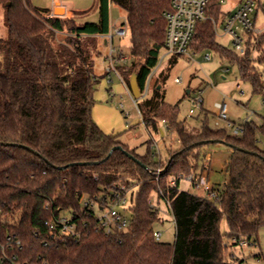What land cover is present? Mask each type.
Returning <instances> with one entry per match:
<instances>
[{"label":"trees","instance_id":"obj_1","mask_svg":"<svg viewBox=\"0 0 264 264\" xmlns=\"http://www.w3.org/2000/svg\"><path fill=\"white\" fill-rule=\"evenodd\" d=\"M98 2V21L81 23L77 14L65 18L51 16L49 10L42 15L29 0H0L8 27L7 36L0 38V234L21 241L22 249L14 250L21 263L38 256L50 264L244 263L231 254L238 245L235 240L257 239L264 228V150L258 145V126L246 123L241 136L206 124L195 132L180 120L178 105L165 101L163 74L136 104L147 125L161 131L162 121L177 134L179 148L170 151L166 161H156L151 147L140 154L117 135L105 133L94 121L92 109L98 82L95 57L101 54L95 38L110 31V6L114 3L126 11L130 31L131 61L120 62L117 71L129 88L136 75L143 95L165 48L164 12L171 0ZM222 5L213 0L208 15L219 21L225 14ZM255 37L249 35L246 51L239 55L217 42L210 19L198 25L192 46L199 52L214 50L236 64L253 93L264 98V80L256 65L264 63V40L252 43ZM253 46L260 50L255 60ZM211 140L231 149L228 180L215 200L179 189L181 177L201 175L200 160ZM117 146L146 168L124 150L109 156ZM116 183L135 188L125 208L130 224L127 230L106 236L95 231L82 200L104 201ZM154 197L158 207L151 206ZM161 202L169 203L174 219L173 243L155 237L154 226L163 219ZM59 216L69 217L78 234L45 244L46 222ZM224 216L226 234L220 228Z\"/></svg>","mask_w":264,"mask_h":264},{"label":"rangeland","instance_id":"obj_2","mask_svg":"<svg viewBox=\"0 0 264 264\" xmlns=\"http://www.w3.org/2000/svg\"><path fill=\"white\" fill-rule=\"evenodd\" d=\"M54 0H29L30 6L42 15H46L52 8ZM67 11H74L77 14L78 22H96L99 18L98 0H59ZM261 5L264 0H260ZM240 4V0H225L222 11L225 13L218 21L215 17L211 19L214 29L216 27L217 42L223 47L239 54L235 49L233 37L225 32V20L230 13H234ZM55 16L72 18L71 12H54ZM7 14L5 8L0 5V38H5L8 34ZM127 13L124 9L112 3L110 6V21L119 26L126 22ZM257 34L256 40L252 43L264 40V7L259 6L253 14ZM241 34V30H238ZM249 37V36H248ZM60 41L63 35L59 34ZM247 38V37H246ZM249 39V38H248ZM95 42L101 54L95 57L94 73L98 77L95 85L94 105L92 117L97 125L107 134L117 135L118 140L129 148H136L140 154H145L151 147L155 154L156 161L161 159L166 161L170 151L179 148L178 136L168 129L162 121L159 122L161 131L153 129L147 125L137 107L125 88L121 85L120 78L114 74L112 82L107 78V69L110 65V46L104 39L95 38ZM115 47L114 56L119 54L130 58V37L123 39L115 37L113 40ZM247 43H245L246 46ZM252 59H258L259 48L253 46ZM259 50V51H257ZM264 51V43H263ZM202 53H208L210 60H204ZM164 52L162 55L164 56ZM171 57L167 56L160 64L154 74L152 86L160 81V75H165L163 82V92L165 101L170 105H178V115L180 120L186 122L188 127L198 132L204 124L211 129L226 130L233 134L237 128L246 123H254L258 126V145L264 150V98L261 94L253 93L252 85L249 81L241 78L238 66L223 60L214 50L201 52L195 60L178 57L175 63H170ZM264 80V63H256ZM179 79L180 82H175ZM238 86L240 87L238 89ZM202 100V108L197 105L198 100ZM140 102V100H137ZM217 105L226 106V118L221 116V110ZM193 111V113H191ZM243 134L239 132V136ZM151 145V146H150ZM203 154H211L209 178L213 184H223L227 182V163L230 157V148L221 142L210 143L205 146ZM206 160H200L202 172ZM164 171V170H163ZM207 174L205 171L204 175ZM196 179L190 180L183 176L179 181V189L200 195L201 188L196 184ZM122 186H126L125 184ZM127 187V186H126ZM127 199L130 202V195L134 186L127 187ZM155 198V197H154ZM120 211L129 215L123 206L117 207ZM162 220L154 226L156 232H161L160 241L173 243L175 241V223L171 212L165 202L160 203ZM220 228L223 234L228 232L226 217L222 218ZM245 246L236 245L231 254L244 264H264V228L260 230L257 239L252 238ZM230 243V241H229ZM260 257H256L257 255Z\"/></svg>","mask_w":264,"mask_h":264},{"label":"built area","instance_id":"obj_3","mask_svg":"<svg viewBox=\"0 0 264 264\" xmlns=\"http://www.w3.org/2000/svg\"><path fill=\"white\" fill-rule=\"evenodd\" d=\"M212 1L213 0H171L170 9L164 12V18L167 21L165 48L163 51L165 54L164 56H161L158 66L147 80L146 90L143 94L144 97L149 94L153 87L152 82L154 74L167 56L171 58L184 57L189 60H195L198 56H201V52L195 50L192 44L194 42V36L198 25L206 20L212 19L208 15V9ZM220 2L223 4L225 0H220ZM262 6L264 7V3ZM258 7L257 0H240V4L235 12L230 13L225 20V32L232 35L235 49L239 51L240 54H244L246 51L247 44L245 46V43H248V36L250 34H257L253 14ZM53 15L55 14L52 13L51 16ZM238 30H241V34ZM129 34L130 31L127 22H124L119 26L110 22L109 33L101 36V38L107 42L111 51L110 65L107 69V78L109 79V82L113 81L112 77L116 74L121 80V85L136 103L131 89L117 71V65L120 62H126L128 58L122 57L121 59H118V57L114 56V51L116 49L112 44L115 37L123 39L128 37ZM202 57L204 60L211 59V56L208 53H202ZM175 82H180V80L176 79ZM239 88L240 87L238 86V89ZM196 103L199 108L202 107L201 99ZM217 106L221 110V116L226 118V106ZM191 113H193V111H191ZM240 131L243 132L242 127L237 128L234 133L239 134ZM205 160L209 161L210 159L206 158ZM207 169H209V166L204 165V170ZM204 173L205 171H203L196 179V184L202 189V196L204 198L215 200L220 195L221 188L226 182L220 185L212 184L208 171L206 175H204ZM187 178L194 180L192 175L187 176ZM171 183L175 185L176 181L172 180ZM128 192L126 186H120L116 183L113 185L111 193L105 196L104 201L100 197L84 198L82 200V205L86 210L87 216L94 219L93 225L96 232L109 236L116 232L127 230L130 224V218L117 207L123 206L124 209L128 207ZM151 206L158 207L156 197L152 199ZM167 206H169V203ZM46 224L48 226V236L45 244L49 242H59L66 237H74L78 234L76 224L67 216L55 217L51 221L46 222ZM161 236V232L155 231V237L158 241H160ZM235 242H238V245L241 246L248 244L244 239L240 241L235 240ZM16 249L21 250L22 246L21 241L17 239L15 235L0 234V264H5L6 262L11 264H50L49 260L42 256H38L35 261L30 260L21 263L18 261L17 253L14 252Z\"/></svg>","mask_w":264,"mask_h":264},{"label":"water","instance_id":"obj_4","mask_svg":"<svg viewBox=\"0 0 264 264\" xmlns=\"http://www.w3.org/2000/svg\"><path fill=\"white\" fill-rule=\"evenodd\" d=\"M58 9H60V10H62V12H64V8H62V7H57L56 10H55L56 13H57V10H58ZM106 43H107V42H106ZM130 89H131L132 95H133V97H134L135 100H140V99H142V98L144 97V95L141 94L140 89H139V87H138L137 79H136V75H133L132 78H131V80H130ZM210 142H211V143H214L213 140H211ZM203 143H206V142H203ZM29 150H30V149H29ZM114 150H124V149H123V147H121V146H117V147L113 148V149L110 151L109 156L112 154V152H113ZM124 152L127 154V156H129L130 158L134 159L137 163H139V164L142 165L144 168H146V166L143 165V164H142L138 159H136L132 154H130L129 152H127V151H125V150H124ZM179 153H182V151H179L178 153H176V154H174L172 157H170V158H169V163L173 160V157L176 156V155H178ZM109 156H108V157H109ZM169 163H168L167 166L165 167L164 171L167 170Z\"/></svg>","mask_w":264,"mask_h":264},{"label":"crops","instance_id":"obj_5","mask_svg":"<svg viewBox=\"0 0 264 264\" xmlns=\"http://www.w3.org/2000/svg\"><path fill=\"white\" fill-rule=\"evenodd\" d=\"M57 7H62V8H64V11L65 12H71L73 15L75 14L74 13V11H67L66 9H65V7H63L62 5H61V3H60V1L59 0H54L53 1V3H52V8L50 9V11H51V14L52 13H54L55 12V10H56V8ZM62 10H60V9H58L57 10V12H61ZM106 45H107V43H106ZM128 61V60H127ZM131 149H136V148H131ZM136 151H137V149H136ZM230 153H231V149H230ZM206 158H209L210 160L209 161H206V164H204V165H208L209 166V169H207V170H205V171H208L209 172V170H210V162H211V154L210 153H207L206 155H205V159ZM228 163H229V160H228ZM228 163H227V165H228ZM227 174V173H226ZM225 183V182H224ZM214 184V183H213ZM215 185H217V184H215ZM220 185V184H219ZM202 190V189H201ZM201 196L203 195V191H202V193L200 194Z\"/></svg>","mask_w":264,"mask_h":264},{"label":"bare ground","instance_id":"obj_6","mask_svg":"<svg viewBox=\"0 0 264 264\" xmlns=\"http://www.w3.org/2000/svg\"><path fill=\"white\" fill-rule=\"evenodd\" d=\"M62 12V11H61Z\"/></svg>","mask_w":264,"mask_h":264}]
</instances>
